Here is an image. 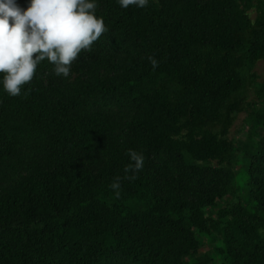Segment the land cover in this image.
I'll return each instance as SVG.
<instances>
[{"label": "trees", "instance_id": "1", "mask_svg": "<svg viewBox=\"0 0 264 264\" xmlns=\"http://www.w3.org/2000/svg\"><path fill=\"white\" fill-rule=\"evenodd\" d=\"M97 4L69 77L0 84V264H264V0Z\"/></svg>", "mask_w": 264, "mask_h": 264}, {"label": "clouds", "instance_id": "2", "mask_svg": "<svg viewBox=\"0 0 264 264\" xmlns=\"http://www.w3.org/2000/svg\"><path fill=\"white\" fill-rule=\"evenodd\" d=\"M150 0H117L122 9L146 8ZM97 0H28L23 8L18 0H0V84L7 95L21 96L34 79L38 65L47 61L57 76L69 77L71 66L82 51L109 29L97 16ZM153 69L158 61L149 57ZM130 163L124 179L132 180L143 169L144 156L128 150ZM132 173V175H128ZM121 177L109 185L117 198Z\"/></svg>", "mask_w": 264, "mask_h": 264}, {"label": "rangeland", "instance_id": "3", "mask_svg": "<svg viewBox=\"0 0 264 264\" xmlns=\"http://www.w3.org/2000/svg\"><path fill=\"white\" fill-rule=\"evenodd\" d=\"M255 71L257 72V75L260 78H262L264 76V63H259L258 66L256 67ZM242 120H243V117H241V116L238 117L234 128H232V130L230 131V137L231 138L239 139L240 135L237 133V131L240 129V126L242 124ZM260 134H262V133L260 132Z\"/></svg>", "mask_w": 264, "mask_h": 264}]
</instances>
